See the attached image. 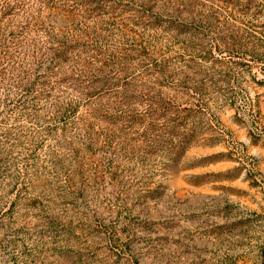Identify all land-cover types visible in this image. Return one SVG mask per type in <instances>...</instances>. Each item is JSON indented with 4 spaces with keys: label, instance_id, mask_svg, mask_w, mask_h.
<instances>
[{
    "label": "rangeland",
    "instance_id": "1",
    "mask_svg": "<svg viewBox=\"0 0 264 264\" xmlns=\"http://www.w3.org/2000/svg\"><path fill=\"white\" fill-rule=\"evenodd\" d=\"M25 1L0 264H264V0Z\"/></svg>",
    "mask_w": 264,
    "mask_h": 264
},
{
    "label": "trees",
    "instance_id": "2",
    "mask_svg": "<svg viewBox=\"0 0 264 264\" xmlns=\"http://www.w3.org/2000/svg\"><path fill=\"white\" fill-rule=\"evenodd\" d=\"M26 1L25 0H0V42L3 43V45H6V38L2 39L3 36H5V29L4 25H6L9 22V18L16 14V12L22 11L26 9ZM2 25V26H1ZM8 46V47H7ZM6 47H2V51H0V55H3L2 58H5L9 56L12 52H10L9 49H14L13 47H9L7 45ZM4 48V49H3Z\"/></svg>",
    "mask_w": 264,
    "mask_h": 264
}]
</instances>
